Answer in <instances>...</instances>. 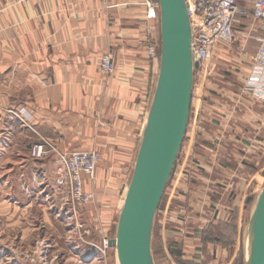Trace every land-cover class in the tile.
Returning a JSON list of instances; mask_svg holds the SVG:
<instances>
[{
	"label": "crops",
	"instance_id": "0c3cea01",
	"mask_svg": "<svg viewBox=\"0 0 264 264\" xmlns=\"http://www.w3.org/2000/svg\"><path fill=\"white\" fill-rule=\"evenodd\" d=\"M144 2L0 0V209L6 221L20 209L22 228L55 222L51 205L67 197L47 188L56 155H31L46 142L60 152L101 149L98 181L106 178L104 165H125L114 191L97 203L105 231L120 218L121 191L132 177L127 166L138 152L160 66L147 52ZM235 33L232 67L219 43L210 72H196L185 142L158 211L162 239L169 236L173 246L170 258L182 264H236L235 248L204 243L203 233L231 224L264 188V99L247 87L264 24L244 21ZM108 53L116 63L111 76L100 69ZM23 108L29 120L19 115ZM109 150L116 151L113 160H106ZM21 242L34 248L36 240L23 236ZM76 251L71 260L88 264Z\"/></svg>",
	"mask_w": 264,
	"mask_h": 264
},
{
	"label": "water",
	"instance_id": "95a60500",
	"mask_svg": "<svg viewBox=\"0 0 264 264\" xmlns=\"http://www.w3.org/2000/svg\"><path fill=\"white\" fill-rule=\"evenodd\" d=\"M160 66L156 89L143 129L135 169L110 240L119 264H155L152 241L155 220L185 142L195 73L192 29L185 0H158ZM248 198L246 204L254 202ZM245 264H264V188L245 231Z\"/></svg>",
	"mask_w": 264,
	"mask_h": 264
},
{
	"label": "built area",
	"instance_id": "2783aa9c",
	"mask_svg": "<svg viewBox=\"0 0 264 264\" xmlns=\"http://www.w3.org/2000/svg\"><path fill=\"white\" fill-rule=\"evenodd\" d=\"M8 2L10 0H3ZM29 0H15L22 5ZM111 6L114 0H96ZM191 21L192 43L191 51L194 63L198 69L213 60L219 43L233 45L236 39V27L244 21L264 24V0H185ZM145 23L148 34L147 52L152 61L160 60V6L158 0H145ZM100 69L106 75H113L116 63L112 54L102 56ZM248 90L264 99V38L260 42L259 51L254 60V66L248 78ZM19 115L26 120L30 119L26 109H21ZM52 154L56 155L55 177L52 185H48L52 196L59 197L67 192V197L61 200V205H51L54 213L63 215L69 222L78 220V212L92 200L84 192L83 175L94 178L101 157L96 152H60L54 145H35L31 155L34 159H44ZM37 183L36 180H34ZM22 189L29 193L30 187L23 182ZM77 226V225H76ZM75 227V229H77ZM89 235V230L86 231ZM79 247L84 256V263L106 264L107 250L110 240L105 239L100 244L89 240H80ZM77 250V248L75 249ZM79 251V250H78Z\"/></svg>",
	"mask_w": 264,
	"mask_h": 264
},
{
	"label": "rangeland",
	"instance_id": "374dc122",
	"mask_svg": "<svg viewBox=\"0 0 264 264\" xmlns=\"http://www.w3.org/2000/svg\"><path fill=\"white\" fill-rule=\"evenodd\" d=\"M235 44V43H234ZM233 44V45H234ZM227 50H229L230 56L226 59V63L232 67V45L223 43ZM214 59V56H213ZM213 61L209 62L203 69L210 72L211 67L213 65ZM198 69L197 71H199ZM231 73L226 72L227 77L232 76V68H230ZM196 71V72H197ZM116 72V71H115ZM159 75V72H158ZM111 76V75H108ZM197 78V73L195 75ZM158 79V77H157ZM196 80V79H195ZM156 89V83L151 86L150 91V98H149V109L152 103V99L154 96V92ZM148 109V110H149ZM149 112V111H148ZM146 121V119H144ZM143 136V128L142 134L140 138V142L138 144V150L141 146ZM110 151V157L108 155L106 160H113L114 152L113 150ZM72 152H96L100 155L101 161L98 165L96 170L95 176L93 179L88 177L87 175H83V182H84V192L87 195L92 197V201L83 207L82 210L78 212V220L75 222H69L64 218L63 215L59 213H55L53 216V220L55 221L52 226L48 224H42L36 230L32 229H25L22 228V218H24L23 213L20 209H14L12 213L8 214V216L12 217V221H6L3 213V209H0V264H76L74 260H71V257L74 258L75 255L74 251L77 248V253L81 252L82 250L79 247L80 240L87 239L91 242L100 244L103 240H113L116 237L117 227H118V220H115L116 224H113L112 227L105 231L104 228L100 227V211L97 207L98 200L101 201V196L106 194V191L110 193L112 190L114 191V184L116 179V174L121 168H124L125 165H104L105 167V179L97 178L98 171H100V165L103 161V153L101 149H91V150H84V151H72ZM112 152V153H111ZM117 153H120L118 151ZM137 153V154H136ZM138 152H135V156L133 158V162L131 165L127 166L129 168V175H133L136 159H137ZM105 156V157H106ZM56 167V166H55ZM109 167V168H108ZM56 169V168H55ZM99 169V170H98ZM55 173V170H54ZM121 175V174H120ZM128 175V176H129ZM119 176V175H118ZM131 178L129 176V180H127L124 184L125 186L122 188L121 191V198H123L124 202L126 199V194L128 191V187L131 182ZM102 180V181H101ZM24 182V178L21 179V185ZM109 189V190H108ZM112 194H109L108 198L112 199ZM255 199L254 202H251L247 205L245 211L235 216L234 221H231V224H228L226 227H219L220 233L223 235L224 241L227 243L226 246L219 245L226 249L234 250L236 249L237 254V263L236 264H245L247 258V239L245 237V231L249 226L251 215L255 208V202L257 196L253 197ZM91 205V210L87 209ZM164 208V203H162L161 210ZM160 212L157 214L155 226H154V233H153V241H152V254L154 258L155 264H182L179 260L174 262L171 258V251L172 244L169 243L168 238L169 236H164L165 238L162 239L161 236V227H160ZM95 218V219H94ZM94 220L97 221V227H95ZM75 229V227H77ZM222 224H218L220 226ZM216 226V225H214ZM89 230V235H86V231ZM23 236H29V238H33L36 240L34 242V248H32L28 244H22L21 240ZM166 239V240H165ZM30 246V247H29ZM32 248V249H31ZM79 250V251H78ZM81 250V251H80ZM38 259L40 261H38ZM106 264H119L117 252L115 248H109L107 250V260Z\"/></svg>",
	"mask_w": 264,
	"mask_h": 264
},
{
	"label": "trees",
	"instance_id": "16d2710c",
	"mask_svg": "<svg viewBox=\"0 0 264 264\" xmlns=\"http://www.w3.org/2000/svg\"><path fill=\"white\" fill-rule=\"evenodd\" d=\"M226 226H228V224H222L220 226L210 225L208 229L203 233L204 243L226 246L227 243L224 241L223 235L219 231V227Z\"/></svg>",
	"mask_w": 264,
	"mask_h": 264
},
{
	"label": "bare ground",
	"instance_id": "6f19581e",
	"mask_svg": "<svg viewBox=\"0 0 264 264\" xmlns=\"http://www.w3.org/2000/svg\"><path fill=\"white\" fill-rule=\"evenodd\" d=\"M249 256H250V251H249V254H248V258H249Z\"/></svg>",
	"mask_w": 264,
	"mask_h": 264
}]
</instances>
